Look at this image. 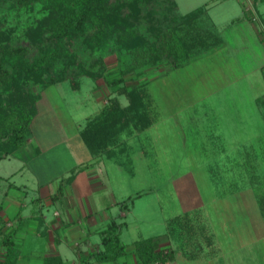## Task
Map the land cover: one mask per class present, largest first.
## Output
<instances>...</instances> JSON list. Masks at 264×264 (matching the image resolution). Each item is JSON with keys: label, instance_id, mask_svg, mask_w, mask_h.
<instances>
[{"label": "rangeland", "instance_id": "rangeland-1", "mask_svg": "<svg viewBox=\"0 0 264 264\" xmlns=\"http://www.w3.org/2000/svg\"><path fill=\"white\" fill-rule=\"evenodd\" d=\"M118 1L100 5L93 0L88 25H95L93 21L101 16L104 6ZM174 1V12L186 15L202 7L205 13L195 20L167 16L169 21L160 15L147 18L143 11L126 15L129 30L137 35L135 40L145 38L152 44L151 52L132 58V36L125 38L129 42L125 45L121 43L123 32H109L114 50L84 57V71L76 86L67 79L43 88L37 83L14 85L10 81L0 87V111L6 114L7 123L18 118L17 111L8 114L11 107L18 109L16 103L22 101L28 112L34 96L37 113L30 128L33 142H24L15 156L0 160V200L9 182L13 184L9 194L23 200L21 183L27 184L28 199L37 196L38 179L64 182V169L73 165L79 171L92 168L76 132L94 113L92 106L98 98L118 110L132 99L136 105L149 101L151 105L146 104L153 121L146 128H115L108 140L99 142L98 162L93 165L99 167V178L116 201L109 212L113 218L105 228L112 223L115 229L119 225L118 239L124 249L114 260H98L130 262L131 256L138 254L135 244L147 240L172 248L176 264H264V208L259 203L264 197V2ZM30 3L21 6L17 0H0L1 58L6 54L3 48H19L18 55L30 63L41 49L29 43L28 29L49 25L50 4L47 0ZM155 8L164 11L161 4ZM213 31L220 40L210 37ZM166 34L177 35L182 53L165 47ZM173 57L181 58L177 67L172 65ZM119 64L128 67L124 78L134 91L133 97L126 90L106 85L107 75ZM7 68L10 76L22 74L8 64ZM138 96L143 97L142 103H138ZM37 147L43 153L38 154ZM108 149L115 152L109 161ZM20 156L26 163L20 162ZM114 162H122V166ZM18 167L22 168L20 174L9 178ZM52 211L49 207L45 213L51 216ZM5 216L12 219L13 213ZM12 240V246L3 247L4 251L10 248L9 261L17 258L20 250L24 264L55 260L40 257L42 251L33 238L27 237L21 249L19 238L13 235ZM2 256L1 252L0 264ZM71 260L68 264H74Z\"/></svg>", "mask_w": 264, "mask_h": 264}, {"label": "trees", "instance_id": "trees-1", "mask_svg": "<svg viewBox=\"0 0 264 264\" xmlns=\"http://www.w3.org/2000/svg\"><path fill=\"white\" fill-rule=\"evenodd\" d=\"M30 1L31 0H17L21 6L23 4H31ZM40 1L42 2L43 0ZM47 1L50 4V12L47 14L49 25L45 27L38 26V22L40 21L38 20L35 24L38 26L37 29L34 27L28 29L31 34L29 43L35 47H40L41 49L38 50L36 58H33L30 63H25L22 59V55H18V52L20 51L19 48H11L9 50L3 48L6 54L2 58L0 57V87L7 86V81H10L13 82L14 85L29 82L32 84L37 83L43 88L44 86L55 84L67 79H71L70 81L73 87L76 86L79 79L78 77L80 76L81 72L84 71L83 64L86 61V58L84 57H87V55H92L94 57L105 54L107 55L109 52L114 50L115 46L112 45V42H110L111 39H109V37L111 36L108 35L109 32H123L121 35V43H126L125 45H128L130 42V47L132 50H134L132 58H136L148 51L151 52L153 50V47L151 46L152 44H148V41L146 42L144 40L145 38L143 37L135 40L137 35L129 30L130 26H127L126 15L131 14L133 11H136L135 13H137V11H139V13L140 11L146 12L145 14L147 15V18H150L153 15H160L162 18H166L167 16H171L172 19L178 17V20H186L187 18H192L194 20L201 19L205 13L204 8L202 7H198L186 15H182L176 10V12H174L172 7L175 9L177 7L174 0H120L116 2L114 6L111 5L107 8L104 6V9L101 11V16L97 15L96 19L93 21L95 22V25L91 24L92 26H90L88 25V18L91 11H94L91 7V2L93 0ZM96 1H99L100 5H105L107 0ZM157 4H161L164 11L157 12L155 8V5ZM124 9H127L130 12L126 13ZM167 19L168 18H166V20ZM169 20L170 19H168V21ZM213 27L214 26L212 25L209 28ZM93 28L95 30H93ZM47 29H49V31ZM89 30H92L91 34L87 33ZM45 31L49 32V34H47V38L45 36ZM213 32L209 34L210 37L213 39H218L219 37L217 33ZM128 35L132 36L129 42L125 40ZM163 36L165 39H167L168 46L166 45V48H173L174 52H183L181 42L178 41L179 38L177 35L166 34V36ZM198 43H204V41L199 40ZM63 58L65 60H63ZM180 60L181 58L179 57H173L172 65L177 67ZM7 64L10 65L15 70V72L21 71L22 74L20 76L18 74L10 76V71L9 68H7ZM127 70L128 67L119 64L118 68L111 70L112 73L114 72L113 74L111 73L110 75H107L105 82L106 85L114 87V90L123 89L126 90V92L128 91L127 94L129 96L131 94L133 97L134 91H132L131 85H128V81L124 78ZM35 98L36 96L33 97V104L28 112L23 109L24 104L22 101L16 103L18 109L14 110L15 107H11L10 112H8L9 115H12L11 111L18 112V118L12 120L11 122L7 123L5 121L6 114L0 111V159L5 158L18 150L20 146L26 141L29 135L30 123L36 114ZM138 98V103H142L141 99H143V97L138 96ZM135 102L136 100H130L128 105L121 110L113 109V107L109 108V106H107L104 110L106 115L103 114L104 118H102V120L98 119L94 122H88L85 127L86 136H88L89 131H93V126L97 127L96 129L98 130L102 129V131L107 130L110 132H113L112 129L115 128H117L119 131L124 130L126 127L130 128V126L138 131L146 128L149 123L153 121L152 117H150V106L146 104L147 102L149 103V101L145 102V105H136ZM2 103L3 102L0 101V108L2 107ZM149 104L151 105V102ZM95 123L96 126L94 125ZM110 127L111 129H109ZM1 179L2 178L0 177V180ZM259 203L261 204L262 208H264V197ZM114 225L115 223H112L104 231L105 235L101 239V244L103 245L104 249L90 253V257H98L96 260L99 261L108 258L114 260L121 255L124 245L119 243V233H117L119 231L117 230L119 225H117V227L115 226L116 229L114 228ZM3 227V219L0 216L1 233H3V231H1ZM112 228L115 229L113 233H111ZM168 232L170 233V229H168ZM12 239L13 231L10 230L8 232H4L2 237L0 236V251H3L2 255H4L3 259H1V264H21L15 259L9 261V255L11 253L10 248H5V251L3 250L5 245H13ZM135 247V250L138 253L135 255L137 257L136 264H151L154 262L165 264L166 262L173 260V249H160L158 243L155 241H150L149 243L147 240L140 241L135 244ZM108 251H111L112 254L110 253L108 256H106V252ZM54 259L55 260H52L51 263L48 264H55L57 261L58 264H67L63 262L60 257H55Z\"/></svg>", "mask_w": 264, "mask_h": 264}, {"label": "crops", "instance_id": "crops-1", "mask_svg": "<svg viewBox=\"0 0 264 264\" xmlns=\"http://www.w3.org/2000/svg\"><path fill=\"white\" fill-rule=\"evenodd\" d=\"M262 2H264V0H257V4ZM253 3L254 0H252V5ZM262 19L264 26V17ZM262 67L263 66L259 68L261 72L263 70ZM262 91H264V89H262ZM97 100L96 104L92 106L94 113L85 118L82 127L76 132L88 152L90 158L87 165H91V169L79 171L76 166H70L69 169H64L62 171V173L66 175L64 182L62 180L59 181L57 178L48 180L38 179L36 182L37 196L33 197L32 195L28 199H26L28 194L27 184L24 183H21L20 186L25 195L23 200L9 194V189L13 186L12 182L7 183L6 190L1 192L0 216L3 217L4 220V227L1 231L4 232L9 226V230L13 231V235L19 238L20 243L18 246L20 249L21 243L26 240L27 237H30L31 240L33 238V243L39 244L38 249L42 251V255L40 256L42 258L60 257L62 261L67 264L69 258L72 259L71 261L74 264H112L106 262L102 263L97 261L95 257L89 256L90 253L94 251H101L104 249L101 244V239L105 235L104 231L106 230L105 227L109 224L108 221L113 218L112 215L109 214L112 208L111 206L112 204L116 205V201L112 195L113 192L106 186V183L99 178L97 170L99 167L96 168L93 165L98 162L95 160L99 155V142L103 139L108 140L112 133L107 130H98L96 129L97 127L94 126L93 131H89L88 136H86L85 131L88 122H94L98 119L102 120V118H104L103 114L106 115L104 110L108 105H106L101 98ZM31 124L32 121L29 127V135L31 134ZM94 125L96 126V123ZM109 129H111V127ZM29 135L25 143L33 142L31 139L32 136ZM37 149L38 154L43 153L39 147H37ZM19 150L21 149L19 148L18 151ZM18 151L16 150L2 159H6L11 155L15 156ZM46 151L49 150L47 149ZM107 154L108 161L110 160V155H113V157L115 156V152H113L112 149L109 150ZM21 157L23 156H20V162L26 163ZM114 164L118 167L122 166V162H114ZM82 165L84 164H81V166ZM74 169H76L75 174H71L70 171ZM21 171L22 168L18 167L17 171L10 173L9 178L15 174H20ZM0 177L3 178L2 176ZM49 207H53L51 216L45 213V211H48ZM11 212L13 213L12 219L5 216ZM120 215L124 216V213L121 211ZM43 234H45L46 237L44 236L45 238L42 239ZM40 243L43 244L42 248H40ZM159 248L166 249L165 246H161V243ZM20 251L17 254L20 256V260L18 258L19 256H17L15 260L24 264L25 259L22 258ZM1 252L3 253V251ZM38 257L39 256H37V258ZM73 258L76 259L74 260ZM130 260V262H124V264L137 263V259L134 255L131 256ZM165 264H176V262L175 260H170Z\"/></svg>", "mask_w": 264, "mask_h": 264}, {"label": "built area", "instance_id": "built-area-1", "mask_svg": "<svg viewBox=\"0 0 264 264\" xmlns=\"http://www.w3.org/2000/svg\"><path fill=\"white\" fill-rule=\"evenodd\" d=\"M151 264H162V263H160V262H154V263H151Z\"/></svg>", "mask_w": 264, "mask_h": 264}]
</instances>
